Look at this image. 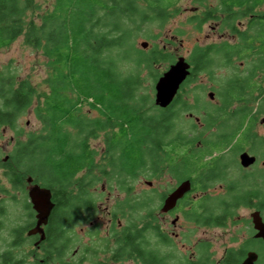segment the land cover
Wrapping results in <instances>:
<instances>
[{"label":"flooded vegetation","instance_id":"af4514ba","mask_svg":"<svg viewBox=\"0 0 264 264\" xmlns=\"http://www.w3.org/2000/svg\"><path fill=\"white\" fill-rule=\"evenodd\" d=\"M192 1L193 5L187 7L186 12H189L194 23L197 22L196 26L199 27L195 29L203 35V42L196 43L186 53L178 54L179 48L184 44L179 39V45L175 42V56L168 53L171 57L170 64L183 56L190 65V73L181 83L172 101H179L186 82L199 72L196 66H204L203 71L218 64L228 71L232 66L234 69L220 85V92L227 99L225 106L220 104L218 95L215 94L218 89H208L205 95L206 100L212 103V109L203 105L198 94L194 95L193 92L191 102L190 99L181 98L186 106L182 109L181 106L178 107V111L174 113L180 116V112L186 110L188 112L185 115L188 118L197 122L202 120L198 123L203 129L213 127L217 132L205 135V130L195 135L194 125L192 131L188 132L189 136H185L184 132L178 130L177 124L173 136L165 140L166 144L159 151L160 156L154 162L144 158L134 173H107L106 170V173H94L90 181L85 178L92 171L81 173L83 170H79L73 173L64 182L69 181L65 186L72 185L74 188L70 200L66 197L68 190L61 196L52 188L42 185L30 173H25L14 189L7 178L8 173L4 172L12 188L25 192L27 196L23 206L28 212L29 221L21 229L14 228L12 235L13 241L20 245L25 243L23 241L30 243V252L27 254L31 260L28 261L27 258L26 262L242 264L251 253L252 263L257 264L259 253L253 243L264 242V237L257 235L258 230L253 220L259 218L264 223V173L252 179L250 171L259 162L262 165L260 167L264 168V160L260 161L245 144H251L255 139L264 142L263 136L250 132L254 123L264 125V115L256 121L254 116L260 107L256 108V101L260 91L264 89V53L258 47L259 41L249 40L257 35L256 32L264 31V0ZM176 36L172 35L171 39L175 40ZM235 62L238 64L235 65ZM210 92L213 93L212 98L209 97ZM185 97L190 98L188 95ZM248 108L252 115V126L247 132V141L240 143L234 151V160L243 172L239 173L243 180L240 182L234 178L235 173H221L209 169V166L215 165L222 154L230 150L226 121L233 120L238 111H247ZM224 109L225 115L222 114ZM195 110L201 113L196 116L193 114ZM165 124L171 127L170 123ZM209 142L225 145L220 149L209 150L205 147ZM105 150L107 146L104 147ZM243 151L255 157L254 162L248 166H242L239 162V155ZM107 152L109 155L108 150ZM189 158L193 163H190ZM6 160L2 158L0 164ZM208 161H211L210 164ZM219 166L228 169L226 164L219 163ZM140 169L143 173H139ZM137 180L138 192L141 193L133 196L131 193ZM183 181H187L188 189L173 205L164 209L168 195ZM98 182L101 183L100 187L97 186ZM111 182L113 186L109 185ZM34 184L49 188L53 204L46 224L41 225L43 238L39 232L28 234L36 223V212L28 196V188ZM98 188L101 191L97 192ZM113 189L117 190L116 194L112 193ZM98 194H105V198L109 200L107 205L102 207ZM69 207L72 210L70 209V219H67L64 209ZM71 224L79 228L76 234L80 244L69 253L67 243ZM197 232L200 234L195 236ZM49 235L52 242H61L59 246L65 244L66 248L62 251L51 248L47 240ZM65 239L68 240L67 243H64Z\"/></svg>","mask_w":264,"mask_h":264},{"label":"trees","instance_id":"16d2710c","mask_svg":"<svg viewBox=\"0 0 264 264\" xmlns=\"http://www.w3.org/2000/svg\"><path fill=\"white\" fill-rule=\"evenodd\" d=\"M172 4V0H53L51 9L37 13L28 11L33 8L32 0H0V48L23 35L25 42L48 60L50 68L46 79L48 91L41 94H36L27 80L17 79L10 70H0V128L14 129L34 100L37 105L33 111L42 124L38 132L28 133L23 140L18 137L3 162L14 189L17 181L30 173L42 185L64 196V182L73 173L85 168L90 172L94 167L95 153L88 139L100 131L105 132L112 157L107 150L103 155L112 170L117 167L118 172L134 173L144 158L156 160L170 131V125L165 123L175 116L172 108L182 109L186 105L180 98L162 108L163 114L149 113L152 107L145 106V96L141 103L133 102L139 83L137 73H123L121 67L125 41L128 34L131 39L133 35L128 25L136 20L163 23ZM114 15L120 20H113ZM131 39L127 48L141 56L126 61L133 62L135 67L151 69L157 62L171 61L163 48L144 52L134 47ZM150 74L159 75L152 70ZM83 102L96 110V117L79 113ZM66 195L70 200L72 194L67 191ZM70 209H64L67 219ZM47 240L54 250L66 248L65 244L59 246L61 242H52L51 235ZM17 245L14 240L11 248ZM11 248L0 252V264H31L24 255L16 256Z\"/></svg>","mask_w":264,"mask_h":264},{"label":"rangeland","instance_id":"374dc122","mask_svg":"<svg viewBox=\"0 0 264 264\" xmlns=\"http://www.w3.org/2000/svg\"><path fill=\"white\" fill-rule=\"evenodd\" d=\"M173 4L171 7H169V16L167 19L164 20L163 23H159V21H146L141 22L139 20H136L135 22L128 25L129 30L132 32V39L131 35L128 34V40L131 39V44L136 47L139 50H142L144 52H147L149 49L152 48H164L163 50L166 53H170L175 56V46L176 43H179V39H182L183 46L179 48L178 54L186 53L187 49L192 48L196 45V43H202L203 42V35H200L199 32L196 31L195 28H198L199 26H196L197 22H193L192 19L189 17V12H186V8L193 5L192 0H172ZM53 0H32L33 8L29 9L28 11H42L44 9H51ZM38 7V8H36ZM35 13H30V16H34ZM35 19V17H33ZM113 20H120L119 18H116V16H113ZM194 20H197L194 18ZM124 22H127V20H124ZM200 25V24H199ZM257 34L253 39L255 41H259V48L263 50L264 53V31L256 32ZM172 35H177L175 40H172ZM198 38V40H196ZM128 40L125 41V47L123 48V51L125 52L124 61L122 63V72L123 73H132L135 76V73H137L138 78V85L136 88L135 96L133 98L134 103H141V97H146V107H152L148 111L157 113V114H163L164 111H162V108H159L155 106L154 104V84L159 75L162 74L163 71H165L170 62L166 61H160L152 65L151 69L146 68L145 66L141 67H135V64L133 62H128L126 60H133L135 61L138 57L141 56L140 53L129 50L127 47ZM141 41H147V47L142 48L140 46ZM176 42V43H175ZM261 43H263L261 45ZM179 45V44H178ZM123 53V52H122ZM238 64L235 62V65ZM231 69L225 70L224 67L218 65H214L212 67L206 68V70H199L191 79L190 81L186 82L185 89H183V92L181 93L182 100L190 99L192 98V93L195 95V93L198 94V99L203 105H206L209 109H212V103L210 101H207L206 99V91L208 89L212 91H216V96L218 95V99L220 100V104L223 106L226 105V97H224V94L220 92V85L223 83V81L226 78V76L232 73V69H234V66L230 67ZM2 69H8L12 73H14L17 77V79H25L28 81V83L32 86L33 90L36 94H41L48 91V85L46 82L47 76L50 72V68L48 66V60L42 56V53L38 51L37 49H34L30 44L26 43L24 40V36H19L16 38L13 42H11L9 45L5 47L0 48V70ZM157 71L159 75L156 77L154 75L150 74V71ZM264 72V69H263ZM259 73V71L257 72ZM202 91V92H201ZM188 95L190 98L185 97ZM216 100V99H214ZM216 102V101H215ZM34 105L36 106V100H34V103L28 108L25 109L24 113L18 118L17 125L14 129L4 127L0 128V160L9 154L11 150H13V147L16 143L17 138L19 137L21 140L25 138V136L30 132H38L40 128H42L41 121L37 118L33 111ZM237 105V104H236ZM253 105V104H251ZM233 106V105H232ZM256 108H258L257 113L254 114L255 121L260 116L264 115V89L260 91V96L258 100L256 101ZM79 113L86 115L88 117L94 118L97 115L96 110L90 109L89 105L86 102H83L80 104ZM175 111H178V107L173 108ZM32 110V111H31ZM188 111L183 110L179 114H176L173 116L170 120V131L165 136V140L171 138L173 136V130L175 131L178 124V130L181 132H184L185 136L188 135V132L192 131V128L195 125L194 134L198 135L200 133H203L205 130V135L209 133H215L217 130H215L213 127L210 129H203V127L198 123L202 122L200 119L198 122L195 121L193 118H188L185 114ZM190 112V111H189ZM225 109L222 112L223 115H225ZM201 111L195 110L193 112L194 115L198 116ZM253 116V117H254ZM175 117V118H174ZM228 122L226 128L229 132L228 139L230 140V150L220 157L218 162H215V165H210L209 169L212 170H218L221 173H235L236 176L234 177L237 181L243 182L241 179L239 173H243L238 168V165L236 164L234 160V151L235 147L239 146L240 143H244L247 141V132L249 128L252 126V115L250 114V108L247 109V111H238L235 115V117L232 119H228L226 123ZM223 128V129H226ZM220 129V128H217ZM250 132L252 134H255L257 136H263L264 137V125H260L259 122L254 123L253 127L250 129ZM193 134V135H194ZM175 135V134H174ZM189 136V135H188ZM200 138H204L202 136H199ZM89 147L94 151V167L91 168L90 175H86L87 178H85L86 181H90L92 177L94 176V173H101L99 170H104L106 173H121L119 168H115L116 170H112V167L109 166L108 160L105 161V157L102 156L104 153V147L106 146V140H105V132L100 131L99 134H97L95 137H90L88 139ZM225 144H220L219 142H209L206 144V148L209 150L213 149H220L223 148ZM249 146L251 149L250 151L253 152L257 157L260 159V161L264 160V142L261 141V139H255L251 144H245ZM160 156V154H158ZM211 161H208V164H210ZM226 164L228 166V169H224L223 167L219 166L218 164ZM99 166V167H98ZM262 166L259 162L258 165H255L253 169L250 171L252 179L258 178L264 173V168L260 167ZM206 168V167H204ZM89 168L83 169L81 173H89ZM251 169V168H250ZM5 167L3 166V163L0 164V252H2L5 249H10L11 244L13 241V229L19 228L21 229L23 226L26 225L27 221H29V218L27 216V211L24 208V201L27 200V196L25 192H20L17 190H14L10 183L7 182V179L5 178ZM139 173H143L142 169L139 170ZM46 176H48V173H45ZM249 181V180H247ZM245 181V182H247ZM69 182V181H68ZM65 183V184H68ZM239 182V183H240ZM96 185V183H95ZM101 183L98 182L97 186L100 187ZM110 186H113V182L109 184ZM106 185V186H109ZM144 186V184H143ZM66 189L69 191V193H72L74 188L72 185L66 186ZM93 191V190H92ZM101 191L99 188L97 189V192ZM139 188H138V180L136 181L134 185V189L132 190L131 195L137 196ZM113 194L117 193V190H112ZM122 194V193H121ZM98 201H101L102 207L104 205H107L109 200L105 198V194H98ZM130 215V214H129ZM134 213L130 216L133 217ZM74 218L72 221H74ZM74 224V222H73ZM76 231L79 232V228L75 227L71 224L68 231L69 236V242L67 243V249L70 252H72L73 249L79 246L80 240L78 235L76 234ZM200 233L197 232L195 236L199 235ZM25 243L18 244L15 247H12L11 250L14 252L16 256L18 255H24L25 260L28 261L31 260L30 255L27 253L30 252V243L27 244L26 241H23ZM21 243V242H20ZM255 245V248L257 249L259 253V258L257 261V264H264V242L255 241L253 243ZM57 257V255H55ZM41 256L39 255L38 258ZM54 261H56L54 259Z\"/></svg>","mask_w":264,"mask_h":264},{"label":"water","instance_id":"95a60500","mask_svg":"<svg viewBox=\"0 0 264 264\" xmlns=\"http://www.w3.org/2000/svg\"><path fill=\"white\" fill-rule=\"evenodd\" d=\"M147 41H141L140 46L142 48L147 47ZM190 73V65L187 63L183 56H179L177 60L169 64L168 68L159 75L154 84V104L160 108L168 106L174 96L176 95L181 83L186 79ZM209 97H213V93H209ZM264 121V119H263ZM7 156L3 157L6 160ZM255 157L250 155L246 151H243L239 155V162L242 166H248L253 163ZM29 180V179H28ZM188 189L187 181L181 182L166 198L164 209L174 204L176 199L180 197ZM28 196L31 202L33 210L36 212L35 226L28 231L31 233H41L43 238V230L41 225L46 224L51 208L53 206L50 199V190L46 187H40L37 184L31 185L28 188ZM255 228H257L258 236L264 237V223L259 218L253 220ZM253 255L251 253L245 258L242 264H253Z\"/></svg>","mask_w":264,"mask_h":264}]
</instances>
